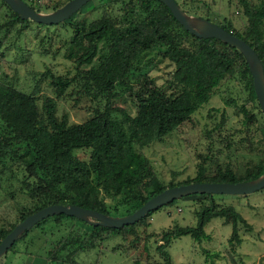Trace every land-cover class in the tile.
Listing matches in <instances>:
<instances>
[{"label":"trees","instance_id":"16d2710c","mask_svg":"<svg viewBox=\"0 0 264 264\" xmlns=\"http://www.w3.org/2000/svg\"><path fill=\"white\" fill-rule=\"evenodd\" d=\"M174 1L178 7L185 2ZM239 1L242 8L240 13L245 18L243 31L240 33L234 29L228 19L217 24L245 41L263 65L264 2L249 4L245 0ZM109 5L106 3L105 7ZM10 12L20 24H25L27 19L19 18L11 9ZM120 13L125 18L123 23L110 18L104 9L99 17L88 22L70 21L71 32L66 40L65 58H72L76 65L87 62L94 55L99 41L106 43L105 55L95 66L82 70L77 68L71 76L49 74L55 96L61 95L65 87L77 79L82 80L81 87L85 94L94 97L104 93L106 98L101 110H94L81 122L68 124L65 116L55 117L54 102L49 96L43 98L41 112L28 95L16 89L9 88L3 94L0 118L5 122L6 131L0 134V166L8 155L19 157L28 177L20 181L22 185L17 187L18 191L29 198L34 196L37 189L43 192L40 205L20 211L19 220L51 203L75 204L105 215L133 211L147 198L165 188L150 170L147 158L136 147L160 140L187 120L192 111L207 101L218 82L235 72L239 73L248 97L255 98L244 58L234 46L213 37H196L184 30L159 0H120ZM190 14L195 15L193 11ZM182 40H188L189 45L184 46ZM156 44L163 46L164 55L173 64L171 78L162 87L154 85L150 77L140 72L146 62L138 64L143 52ZM131 73L136 74L133 81L128 79ZM114 84L125 91L132 113L108 101ZM239 109L247 120L249 117L245 109L242 106ZM76 148L88 149L87 158H75L72 150ZM24 153L26 156L20 157ZM263 171L262 166H257L236 177L228 168H224L212 177H204L198 165L194 177L168 186L188 182L249 180ZM90 173L94 174L93 178L89 176ZM257 191L264 196V186ZM192 196L205 198L193 208L194 224H173L169 229H159L158 240L161 243H155L154 250L161 259L136 264H171L167 249L172 240L180 235H188L193 242L207 240L203 226L213 217L231 225L228 238L230 248L233 243L239 242L236 237L237 224L241 223L246 228L248 224L234 205L218 207L213 199L215 194L195 193L186 197ZM235 196L239 198L245 194ZM105 198L110 199L111 203H106ZM153 210L136 222H145ZM47 217L34 226L49 218L55 224L59 223L57 219H73L87 226L81 243L69 238L58 246L57 251L63 250L73 240L77 243L76 250L89 251L96 246L93 241H102L113 233L131 230L136 223L114 228L88 224L63 213ZM12 226L6 230L0 229V239ZM84 243L86 246L82 248L81 244ZM206 252L204 262L209 257L210 264H213L216 252ZM53 260L58 262L51 253L49 261Z\"/></svg>","mask_w":264,"mask_h":264},{"label":"rangeland","instance_id":"374dc122","mask_svg":"<svg viewBox=\"0 0 264 264\" xmlns=\"http://www.w3.org/2000/svg\"><path fill=\"white\" fill-rule=\"evenodd\" d=\"M23 1L35 11L46 13L66 0ZM201 1L185 0L179 8L193 20L204 16L217 24L228 19L234 29L240 33L243 31L245 18L240 13L242 8L239 0ZM245 1L249 4L264 2ZM3 3L0 0V103L5 90L12 88L28 95L42 112V100L49 96L54 102L55 117L65 116L68 124L81 122L94 110H101L106 98L104 93L94 97L85 94L81 87L82 80L77 79L66 86L61 95L55 96L49 74L71 76L77 68L86 69L99 62L105 55V41H99L94 55L80 65H76L72 58L64 57L66 40L71 32L69 22H88L99 17L104 9L110 18L123 23L125 18L120 13V0H88L77 11L54 25H39L30 19L20 24ZM106 3H110L107 8ZM192 11L195 15L190 14ZM181 42L184 46L189 45L188 40ZM144 62L146 64L140 72L150 77L154 85L162 87L170 80L173 64L164 55L162 45L156 44L144 51L138 64ZM262 74L264 78V64ZM135 75L129 74L128 79L133 81ZM111 92L107 97L110 104L132 113L125 91L114 84ZM240 106L245 109L249 117L247 120ZM262 118L256 99L248 97L239 73L235 72L221 79L207 101L192 111L187 120L160 140L136 147V150L147 158L150 170L165 187L191 179L198 165L204 177H212L224 168H228L236 177H241L257 166L264 168ZM4 131L5 122L0 118V134ZM72 155L77 159H86L88 149H73ZM23 156L26 154L20 157ZM89 176L93 178L94 174L90 173ZM26 177L28 174L19 157H4L0 166V229L6 230L14 225L19 220L20 211L40 205L41 190L37 189L32 198L18 191L17 187L22 185L20 181ZM192 197L181 196L158 207L151 212V220L136 222L131 230L113 233L102 241L95 240L93 243L96 246L89 251L83 249V252L75 249V240L61 251H57V248L69 238L81 243L86 224L73 219H57L59 223L55 224L51 218L46 219L20 233L12 245L0 254V264H136L160 260L161 257L154 250L155 243H161L158 240L159 229H169L173 224L193 225V208L205 198ZM213 199L218 207L234 205L248 224V228L237 224L236 237L239 242L228 248L231 225L219 224L220 219L213 217L203 228L209 233L210 239L208 236L207 240L193 242L188 235H180L172 240L167 249L171 264H210L209 257L204 262V251L208 254L216 249L217 256L213 264H264V196L255 190L239 198L233 194H215ZM105 201L111 203L110 199L105 198ZM81 246L85 248L86 245L84 243ZM70 251L73 253L70 254ZM51 253L58 262L49 261Z\"/></svg>","mask_w":264,"mask_h":264},{"label":"water","instance_id":"95a60500","mask_svg":"<svg viewBox=\"0 0 264 264\" xmlns=\"http://www.w3.org/2000/svg\"><path fill=\"white\" fill-rule=\"evenodd\" d=\"M12 12L21 19H30L35 23L44 25L57 24L72 13L77 11L88 0H66L60 6L50 12L40 13L27 5L23 0H2ZM170 11L174 20L186 31L196 37H213L234 46L243 56L250 75L251 85L256 102L264 118V78L262 63L254 50L241 38L226 31L221 26L201 17H195L202 21L199 27H194L184 12L174 0H159ZM194 17V16H193ZM264 186V171L254 179L239 181H208L188 182L163 188L161 191L147 198L133 211L120 216L105 215L92 209L80 207L75 204L51 203L25 215L17 221L0 239V254L3 253L20 233L28 230L41 219L63 213L82 220L88 224H98L106 227H120L132 224L142 218L147 212L178 199L181 196L204 193V194H234L242 195L258 190Z\"/></svg>","mask_w":264,"mask_h":264},{"label":"bare ground","instance_id":"6f19581e","mask_svg":"<svg viewBox=\"0 0 264 264\" xmlns=\"http://www.w3.org/2000/svg\"><path fill=\"white\" fill-rule=\"evenodd\" d=\"M185 17H186V19H188V21H189L194 27H199V26L201 25V23H202L201 20H199V19H197V18H196V20H193V18L188 17L187 14H185Z\"/></svg>","mask_w":264,"mask_h":264},{"label":"crops","instance_id":"0c3cea01","mask_svg":"<svg viewBox=\"0 0 264 264\" xmlns=\"http://www.w3.org/2000/svg\"><path fill=\"white\" fill-rule=\"evenodd\" d=\"M185 197H186V196H185ZM179 198H181V197H179ZM217 218H218V217H217ZM219 219H220V221H218L219 224H226V223H223V222L221 221V220H222L221 218H219ZM149 220H151V216H150V215L146 218V221H149ZM209 220H210V219H209ZM209 220H208V221H209ZM208 221H207V222H208ZM207 222H206V223H207ZM206 223H205V224H206ZM204 226H205V225H204ZM204 226H203V228H204ZM204 232L209 236V233H207L206 231H204ZM208 239H210V236H209ZM229 245H230V243H228V246H227L228 248L230 247ZM217 246H218V245H217ZM210 247H211V246H210ZM213 248H214V247L212 246V249H213ZM216 248H217V247H216ZM216 250H217V249H216ZM216 250H213V251L216 252ZM92 252H93V251H92Z\"/></svg>","mask_w":264,"mask_h":264}]
</instances>
